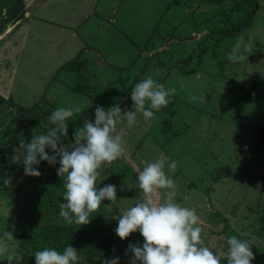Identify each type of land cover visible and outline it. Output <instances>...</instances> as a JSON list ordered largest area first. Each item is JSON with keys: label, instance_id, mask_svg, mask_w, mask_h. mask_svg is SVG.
I'll use <instances>...</instances> for the list:
<instances>
[{"label": "rangeland", "instance_id": "1", "mask_svg": "<svg viewBox=\"0 0 264 264\" xmlns=\"http://www.w3.org/2000/svg\"><path fill=\"white\" fill-rule=\"evenodd\" d=\"M12 2L0 0L3 4L12 5ZM245 2L101 0V5L108 4L111 10L115 9L116 17L124 13L132 19L127 33L137 46H131L130 54L125 46L119 45L121 39L105 43L108 46L102 53L104 57L98 55L97 67L93 69L88 64L76 67L83 58V55L80 57V38L66 39L67 29L59 32L52 27L44 29L48 24L43 21L34 19V24L25 26L29 35L18 47V56H13L12 43L7 41L5 47L2 43L1 49L7 56H13L14 64H10L16 67L13 71L15 85L9 91L13 101L8 96V103L0 104V234L6 230L13 232L15 237L19 213L32 208L33 201L26 195L29 191L34 193L33 187H40L35 191L34 201L42 198L37 203L43 207L46 203L51 205L44 200L48 197L59 199L60 196V203H65L62 197L64 177L57 175L58 162L50 165L41 161L35 166L41 173L39 177L44 179L38 186L23 188L20 199L9 194L7 186L18 187L21 179L28 182L39 178L25 175L21 142L29 143L32 136L46 132L50 127L48 117L57 107L81 104L82 114L70 118L67 136L61 137L62 144L71 145L73 133L83 121L94 120L97 105L107 109L119 104L131 109L132 88L145 76L152 75L166 89L174 87L176 94L167 107L154 113L152 121L145 123L142 116H138L137 124L125 129V154L110 173H105L106 166L102 165L100 171L104 173H101L98 187L116 185L118 206L121 209L132 206L135 199L143 197L136 170H142L146 161L154 162L163 154L169 161L178 162L172 174L177 182L176 201L196 209L201 217L205 244L215 252H223L221 258H224L227 237L235 235L251 244L255 255L252 264H264V144L253 151L257 128L264 126V0H257L251 24L233 33L230 28L242 18ZM80 4L81 0L71 1L75 8ZM77 30L83 33L84 29L80 26ZM40 31L57 37L58 42L51 39L54 47L45 50L44 45L32 46ZM106 33L101 32L105 35L102 39L108 41ZM241 36L245 41L251 39L253 47L246 53L248 60L232 63L227 56ZM78 45H81L79 50ZM122 50L125 58L117 61V52ZM49 57L54 58L51 68ZM108 63H121L122 67ZM65 69L71 70L66 72ZM157 70L159 75H156ZM57 73L55 82L53 75ZM66 77L67 82L91 84L96 90L90 93L66 90L59 83ZM2 90L0 85V94ZM201 93L205 94L204 102H189L190 95ZM117 127L118 130L125 128V123ZM17 145L19 149L14 160L18 162L13 168L12 148ZM46 151L53 154L50 149ZM14 172L15 180L9 179ZM5 179L10 180L7 186ZM54 183L58 184L56 189L62 190L55 191ZM110 203L102 201L100 209L91 214L90 223L82 226L101 233L106 228L108 232H115L118 221L112 217L118 215L119 209L106 207ZM51 207L56 208L55 205ZM56 211L59 214L60 209ZM47 214L45 217H56L54 212ZM226 224L228 228L223 230ZM11 243L18 251L17 240ZM0 264H7L3 257H0Z\"/></svg>", "mask_w": 264, "mask_h": 264}, {"label": "clouds", "instance_id": "2", "mask_svg": "<svg viewBox=\"0 0 264 264\" xmlns=\"http://www.w3.org/2000/svg\"><path fill=\"white\" fill-rule=\"evenodd\" d=\"M253 41L239 37L228 53L232 63L248 60V53ZM157 70L156 75H159ZM176 94L174 87L166 89L152 75L145 76L131 90V109L122 108L119 104L105 109L97 105L94 120L85 119L82 126L73 133L74 143L65 145L61 137L67 136L68 121L74 115L83 112L81 104L68 107H57L48 117L50 127L46 132L32 136L29 143L21 142L24 149L25 175L39 177L36 170L41 161L50 165L59 163L57 175L64 177L63 200L60 203L59 216L68 224L82 226L90 223L91 214L100 209L102 201L119 209L113 216L118 221L116 235L127 239L139 231L143 244H129L126 255L131 254V264H221L223 252H215L205 244L202 237L201 217L195 208L182 206L176 201L177 182L173 179L178 162L169 161L163 154L154 162H145L142 170H136L138 187L142 198L135 199L132 206L121 209L118 206L117 187L107 184L98 187L101 180L102 165H111L125 154V129L137 124L138 116L145 123L154 119V113L167 107L170 98ZM205 94L190 95L189 102H204ZM125 123V128L118 130V124ZM50 149L53 154H49ZM59 158V160H58ZM167 169V171H166ZM5 185L10 184L5 179ZM163 191V193L161 192ZM13 232L3 231L0 234V257L7 264H19L22 259L16 250ZM227 264H251L255 259L251 244L237 236L227 237ZM35 264H78L81 257L71 245L62 252L55 248L45 247L34 253ZM104 264H119V257L108 259Z\"/></svg>", "mask_w": 264, "mask_h": 264}, {"label": "crops", "instance_id": "3", "mask_svg": "<svg viewBox=\"0 0 264 264\" xmlns=\"http://www.w3.org/2000/svg\"><path fill=\"white\" fill-rule=\"evenodd\" d=\"M71 1L72 0H13L12 5L0 3V85L3 88L2 91H4L0 94L1 105L8 103V96L11 97L10 101H13V96L9 91H11L13 85H15L13 81L15 73L13 71L16 66L12 67L10 63L14 64L13 56L19 55L18 47L22 46L29 35V31L25 26L29 27L32 23L34 24V19L38 22L43 21L47 23L48 26L44 28L47 30L50 27H52L51 29L56 28L58 32L62 29H67L65 31L66 39L71 38V36L73 38H80L81 41L79 44L82 45L80 57L83 55V58L79 61L85 62L91 69L97 67L95 63L99 61L98 55L104 57L102 53L105 51L104 48L108 46V44L105 43H111L112 40L121 39L122 41L119 45L125 46L131 54V46L135 43L128 37L127 33V31H129L128 27L131 25L130 20H132L129 16L126 17V14L123 13L120 17H116L114 15L116 14L115 9L111 10L108 4L101 5V0H81V4L77 8L71 5ZM39 14L41 15L39 16ZM80 26L84 29L83 33H79L77 30ZM137 29L140 28L137 27ZM105 31L107 32V39L109 38L108 41H106L104 37V39H102V36L105 35L101 34V32ZM85 32L86 34H84ZM51 34L50 32H38L34 40V45L32 43V46L37 48V46L44 45L45 50H48L49 47H54L51 39L55 42H58V39L57 37H52ZM7 35H12V38H6ZM43 38H45V41H43ZM46 39L50 41L47 42ZM7 41L13 45L12 49L14 54L12 57L7 56L6 52L1 49L3 44L5 47ZM81 45H78V50L81 48ZM68 46L70 47L69 44L67 48ZM135 46L137 45L135 44ZM117 54V61L124 60L125 55L123 50L117 52ZM53 61L54 58H50V61H48L51 65H49L50 68L53 66ZM108 64L109 66L116 67L117 65L122 67L120 66L122 65L121 63L116 65L113 63ZM65 70L66 72L69 71L67 69ZM58 74L59 73L53 75L55 76V82ZM67 74L68 73H66V75ZM89 75L93 77L92 72H90ZM67 77L59 81V83L64 85L66 90L74 89L77 81L67 82ZM64 91L65 90H63V92ZM52 93L54 94V92ZM24 113L25 111L23 112V119L25 116Z\"/></svg>", "mask_w": 264, "mask_h": 264}, {"label": "trees", "instance_id": "4", "mask_svg": "<svg viewBox=\"0 0 264 264\" xmlns=\"http://www.w3.org/2000/svg\"><path fill=\"white\" fill-rule=\"evenodd\" d=\"M256 3L257 0H246V8H244L246 11L244 10L242 18L235 25H232L230 31L233 33L242 31L251 24L252 17L256 12L254 11ZM69 64H71V62H69L68 65ZM76 64L77 68H83L85 62L79 61ZM74 89L77 92L90 93L94 92L96 87L91 84L77 81ZM125 100L126 99H123V101ZM257 130L253 151H258L264 144V126L258 127ZM12 149V166L14 168L18 162L14 160L19 149L18 145ZM119 160L120 158L114 161L111 165L105 164V173L112 172L114 165ZM9 179L15 180V172L9 175ZM43 179L44 177H39L36 181L28 182H24V179H21L22 182L21 180H17L18 187H14L12 184L7 186L6 189L14 198L20 199V192L24 191L23 188L26 187L28 189L29 186H38ZM57 187L58 184L54 183L53 188H55V191L62 190V188L60 190L56 189ZM33 189L34 193L29 191V194L26 195L28 200L31 199V201H33L32 208L25 209L23 211H21V209L19 210V212L21 211V214L19 213L18 224L14 228L15 237L18 242V253L22 257L19 264H35L34 253L36 251L43 250L45 247L55 248L57 251L62 252L68 245H71L78 251V255L81 257L78 264H104L105 260L112 259L117 256L119 257V264H129L131 254H125L128 249V245L138 244L142 246L144 241L139 231L132 233L127 239L121 240L116 235V232H108L107 228L104 230V233H101L93 231L87 227L76 225L75 223L72 225L66 224L62 218L58 216L59 214L56 211V209H60L59 205L62 200L61 197L59 196V199L55 197H48L47 200L44 199L46 202L50 201V204L52 206L55 205L56 208L53 209L51 205H47V203L43 207L40 203H37V201H41L42 198H35L36 201H34V197H36L35 191H38L37 189H40V187H33ZM53 212L56 214L54 215V217L56 216L55 218L47 216ZM45 213H48L46 215L47 217H45ZM227 228L228 224L225 225L223 230H226ZM221 261L223 264H227V256L221 258Z\"/></svg>", "mask_w": 264, "mask_h": 264}]
</instances>
